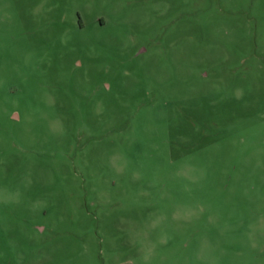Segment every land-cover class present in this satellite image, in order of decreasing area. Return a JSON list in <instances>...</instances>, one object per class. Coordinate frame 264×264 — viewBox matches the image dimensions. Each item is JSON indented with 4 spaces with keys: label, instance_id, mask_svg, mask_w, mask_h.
<instances>
[{
    "label": "rangeland",
    "instance_id": "rangeland-1",
    "mask_svg": "<svg viewBox=\"0 0 264 264\" xmlns=\"http://www.w3.org/2000/svg\"><path fill=\"white\" fill-rule=\"evenodd\" d=\"M0 264H264V0H0Z\"/></svg>",
    "mask_w": 264,
    "mask_h": 264
}]
</instances>
